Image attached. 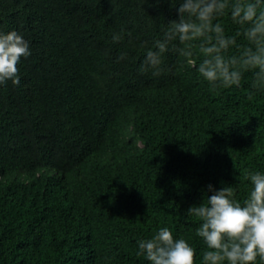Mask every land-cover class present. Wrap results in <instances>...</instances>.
I'll list each match as a JSON object with an SVG mask.
<instances>
[{
  "label": "trees",
  "instance_id": "trees-1",
  "mask_svg": "<svg viewBox=\"0 0 264 264\" xmlns=\"http://www.w3.org/2000/svg\"><path fill=\"white\" fill-rule=\"evenodd\" d=\"M59 6L46 54L33 45L19 69L67 63L73 40L89 63L71 91L44 72L0 88V264H150L136 256L137 240L163 225L192 237L201 264L204 245L186 208L211 194L209 184L246 194L244 172L264 167V93H250V72L240 87L213 88L195 67L177 71L169 52L176 60L162 74L197 107L142 134L143 147L131 139L108 156L82 153L145 115L120 95L143 60L125 61L124 37L112 34L144 38L151 22L162 27L177 13L168 0H0V30L32 42L37 17Z\"/></svg>",
  "mask_w": 264,
  "mask_h": 264
},
{
  "label": "clouds",
  "instance_id": "clouds-1",
  "mask_svg": "<svg viewBox=\"0 0 264 264\" xmlns=\"http://www.w3.org/2000/svg\"><path fill=\"white\" fill-rule=\"evenodd\" d=\"M168 2L175 7L177 17L167 25L160 22V27L151 22L144 38L130 31L124 35L122 31L114 32L111 36L114 41L124 37L121 57L125 61L143 60L142 72L125 78L120 95L144 106L140 111L145 115L138 112L128 130L124 128L119 135L109 133L100 138L98 147L82 153L108 156L131 139L143 147L142 134L160 130L171 122L178 123L184 117L173 108L174 99L185 96L179 93L184 91L172 78L162 74L171 70L164 64L176 60L169 52L177 56V71L195 66L213 88L240 87L242 78L250 72V93H264V0ZM63 8L59 6L37 17L32 42L15 28L0 30V88L27 86L44 72L68 86L69 91L73 90L75 79L84 74L89 63L85 47L79 41L71 43L75 53L67 63L48 62L33 71L19 69L21 62L31 55L33 45L46 54L53 18L62 15ZM95 61L102 64L100 59ZM156 108L168 115L158 119L154 114ZM212 135L200 141H208ZM243 175L247 192L242 197L232 184L219 188L209 184L211 194L186 208L196 222L193 233L204 245L199 255L201 264H264V167L247 170ZM191 239L174 233L169 225L158 226L148 237L137 240L135 254L150 264H195L197 249Z\"/></svg>",
  "mask_w": 264,
  "mask_h": 264
},
{
  "label": "bare ground",
  "instance_id": "bare-ground-1",
  "mask_svg": "<svg viewBox=\"0 0 264 264\" xmlns=\"http://www.w3.org/2000/svg\"><path fill=\"white\" fill-rule=\"evenodd\" d=\"M193 67L195 66H190V68H193ZM191 87L196 88L194 86H191ZM195 107L197 106H195L194 103L190 99H188L186 96H178L174 99L173 108L180 113L185 114L186 111H188L190 108H195Z\"/></svg>",
  "mask_w": 264,
  "mask_h": 264
}]
</instances>
